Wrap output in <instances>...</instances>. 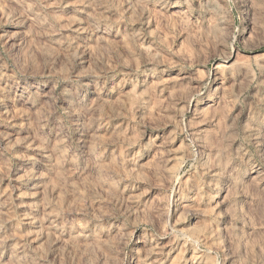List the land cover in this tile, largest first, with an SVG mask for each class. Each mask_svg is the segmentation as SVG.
I'll list each match as a JSON object with an SVG mask.
<instances>
[{
  "label": "rangeland",
  "instance_id": "374dc122",
  "mask_svg": "<svg viewBox=\"0 0 264 264\" xmlns=\"http://www.w3.org/2000/svg\"><path fill=\"white\" fill-rule=\"evenodd\" d=\"M256 140L264 0H0V264H264Z\"/></svg>",
  "mask_w": 264,
  "mask_h": 264
},
{
  "label": "bare ground",
  "instance_id": "6f19581e",
  "mask_svg": "<svg viewBox=\"0 0 264 264\" xmlns=\"http://www.w3.org/2000/svg\"><path fill=\"white\" fill-rule=\"evenodd\" d=\"M256 144L260 145V148L258 147V149L256 148V153H259V155H262L263 158H260V161L264 160V148L261 145V142L259 140H256L255 142ZM33 188V187H32ZM30 189V188H29ZM32 200V199H31ZM30 200V201H31ZM32 202V201H31ZM30 222V221H29Z\"/></svg>",
  "mask_w": 264,
  "mask_h": 264
}]
</instances>
